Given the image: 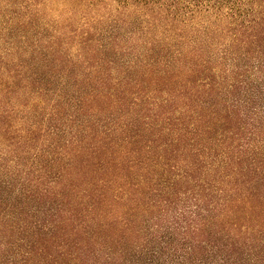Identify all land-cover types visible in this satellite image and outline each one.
<instances>
[{
    "label": "trees",
    "instance_id": "16d2710c",
    "mask_svg": "<svg viewBox=\"0 0 264 264\" xmlns=\"http://www.w3.org/2000/svg\"><path fill=\"white\" fill-rule=\"evenodd\" d=\"M3 5L0 264H264V0Z\"/></svg>",
    "mask_w": 264,
    "mask_h": 264
},
{
    "label": "rangeland",
    "instance_id": "374dc122",
    "mask_svg": "<svg viewBox=\"0 0 264 264\" xmlns=\"http://www.w3.org/2000/svg\"><path fill=\"white\" fill-rule=\"evenodd\" d=\"M6 1H8L9 3L12 2V4L15 6L14 8L20 9L24 14L30 13L29 8L32 6V8L34 9L33 13L38 15V20H39L40 11H43V9H44V8L42 9L43 0H0V12L2 10H4L3 4ZM7 14H8V12H7ZM7 16H9V15H7Z\"/></svg>",
    "mask_w": 264,
    "mask_h": 264
}]
</instances>
